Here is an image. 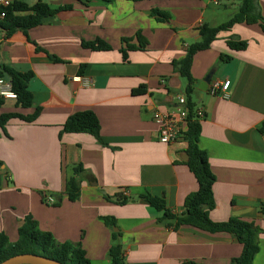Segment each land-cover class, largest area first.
<instances>
[{
    "label": "crops",
    "instance_id": "0c3cea01",
    "mask_svg": "<svg viewBox=\"0 0 264 264\" xmlns=\"http://www.w3.org/2000/svg\"><path fill=\"white\" fill-rule=\"evenodd\" d=\"M39 1L12 0L29 6ZM41 1L52 9L72 8L26 33L6 38L0 32V70L34 75L29 85L32 107L17 108L16 101L6 100L0 116L40 110L33 123L12 120L5 131L0 129V233L16 242L24 218L31 215L58 242L80 243L93 264H108L114 244L122 246L125 264H232L243 251L234 235L188 226L174 230L141 196L163 198L179 216L186 198L198 190L184 160L187 142L160 143L153 117L157 111L175 112L178 97L186 98L188 82L175 72L173 62L185 58L200 40L202 26L227 23L242 0ZM257 3L264 19V0ZM155 11L169 17L155 16ZM262 24L234 25L208 50L198 52L191 67L194 110L205 113L199 147L215 176L210 219L223 223L239 218L260 228L253 264H264ZM231 37L246 42L247 48L232 51L227 45ZM97 40L110 50L82 45ZM129 45L136 49L129 50ZM223 55L231 61L223 62ZM213 69L212 82L230 81L226 99L198 90ZM83 111L99 120V138H60L67 119ZM78 166L85 171L81 193L70 202L66 182ZM116 195L128 202L117 205L106 199ZM104 218L114 219L115 225L108 227Z\"/></svg>",
    "mask_w": 264,
    "mask_h": 264
},
{
    "label": "trees",
    "instance_id": "16d2710c",
    "mask_svg": "<svg viewBox=\"0 0 264 264\" xmlns=\"http://www.w3.org/2000/svg\"><path fill=\"white\" fill-rule=\"evenodd\" d=\"M108 4H112L115 0H103ZM139 2L142 0H128ZM71 6H64L58 9H52L48 4L41 0L33 6L22 2H13L10 7L0 6V14L5 13L4 19L0 20V32L9 38L17 31L26 33L28 30L41 26L48 18L54 17L56 14L71 10ZM17 13H27L25 16H19ZM155 16L167 19L169 16L165 13L155 11ZM262 24L264 19L261 16L257 0H242L238 6V12L225 24L218 27L204 25L199 29L200 40L192 44L185 58L173 62L176 73L185 78L188 82L186 88V102L189 110L188 122L185 126L186 131L183 134L184 140L188 144L187 154L189 160L186 163L190 172L195 177L198 190L190 194L184 204V212L176 216L172 214L163 198L153 196L146 193L141 199L156 211L161 212L162 220L172 223L174 230L188 226L195 229L205 231L211 234L228 233L236 237L239 244L242 245V255L233 260L232 264H253V261L260 250L261 230L253 223L245 222L239 218H230L227 222L214 223L210 219V212L215 208V200L213 196V185L215 176L209 168L208 157L205 151L199 147V138L201 135L200 122L195 120V104L193 102L194 79L191 74V67L194 56L201 51L208 50L219 35L223 32L231 31L232 27L237 24ZM264 25V24H262ZM264 28V26H263ZM141 44L142 38L139 37ZM84 48L93 51H109L110 47L101 40L91 43H83ZM227 45L232 51H241L247 48L246 42L230 38ZM144 47V46H142ZM129 50H135L133 46H128ZM126 57V51H122ZM223 62L231 61V57L223 55ZM55 61H58L57 59ZM80 74H83L81 70ZM33 73L19 72L12 68L3 67L0 70V77L11 81L12 89L17 95L16 107L29 109L33 104V94L29 88L33 79ZM142 88L138 92H142ZM4 99H0V109L5 104ZM40 114V110H36L31 115H22L19 113H9L0 116V129L5 131L6 125L12 120H19L25 123H33ZM100 123L96 115L91 111L78 112L70 116L64 123L60 132V138L63 135L88 134L95 138H99ZM260 133L264 135V123L260 129ZM3 163L0 161V188L2 186V170ZM74 176L67 180L65 194L70 202L79 199L81 193V183L85 173L81 166L74 168ZM117 205H125L128 199L123 195H116L114 198L106 197ZM59 206V203L56 204ZM264 214V206L262 207ZM108 227L115 225L114 219L104 218ZM33 254L56 260L62 264H93L87 257L86 251L80 243L58 242L53 234L44 232L39 229L37 221L28 215L24 218L23 224L18 229V239L16 242H10L9 238L0 233V263L16 255ZM108 264H125V259L120 244H114L109 252ZM183 264H195L194 262H185Z\"/></svg>",
    "mask_w": 264,
    "mask_h": 264
},
{
    "label": "built area",
    "instance_id": "2783aa9c",
    "mask_svg": "<svg viewBox=\"0 0 264 264\" xmlns=\"http://www.w3.org/2000/svg\"><path fill=\"white\" fill-rule=\"evenodd\" d=\"M13 4L12 0H0V6L10 7ZM5 13L0 14V20L4 19ZM1 43V37H0ZM81 80V78H77ZM86 85L88 81L84 82ZM230 81H213L211 82L208 92L223 99L228 98V90ZM0 99L17 100V95L12 89L11 81L7 78L0 77ZM195 120L198 122L205 118V113L202 109L195 111ZM189 110L185 97H178L177 109L175 112L157 111L154 114L153 120L158 126L159 141L165 145H172L183 138L184 128L188 122Z\"/></svg>",
    "mask_w": 264,
    "mask_h": 264
},
{
    "label": "water",
    "instance_id": "95a60500",
    "mask_svg": "<svg viewBox=\"0 0 264 264\" xmlns=\"http://www.w3.org/2000/svg\"><path fill=\"white\" fill-rule=\"evenodd\" d=\"M215 74H216V70L215 69L211 70L209 74L206 76V78L200 83L198 90L201 92H207ZM184 160L185 162H188L189 160V156L186 152L184 153ZM0 264H62V263L43 256H38L33 254H22V255L13 256L1 262Z\"/></svg>",
    "mask_w": 264,
    "mask_h": 264
},
{
    "label": "rangeland",
    "instance_id": "374dc122",
    "mask_svg": "<svg viewBox=\"0 0 264 264\" xmlns=\"http://www.w3.org/2000/svg\"><path fill=\"white\" fill-rule=\"evenodd\" d=\"M11 242V241H10Z\"/></svg>",
    "mask_w": 264,
    "mask_h": 264
}]
</instances>
